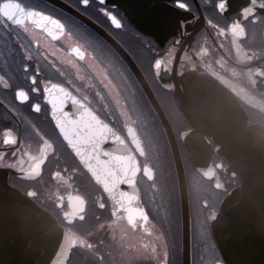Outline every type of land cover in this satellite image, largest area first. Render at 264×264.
Wrapping results in <instances>:
<instances>
[{
    "label": "flooded vegetation",
    "instance_id": "flooded-vegetation-1",
    "mask_svg": "<svg viewBox=\"0 0 264 264\" xmlns=\"http://www.w3.org/2000/svg\"><path fill=\"white\" fill-rule=\"evenodd\" d=\"M58 1L70 5L110 34L148 79L173 125L185 168L187 155L191 172L197 175V180L206 183V186L200 184L196 188L186 168L191 214V264H227L211 225L223 198L240 183V178L235 172L226 170L229 161L216 153L218 144L211 137L207 138L213 147V177H204L193 166L190 152L182 141L183 133L192 126L177 106L173 76L180 77L188 70H197L216 78L242 104L249 123L264 125V0H185L190 11L176 8L174 0H151L145 6L138 0H105L104 4L90 0L87 8L82 6L81 0ZM20 2L29 8L44 9L54 18L61 19L73 31V40L87 55L84 61L70 58L80 64L85 75L82 79L72 65L59 62L58 57H65L69 52V41H50L37 33L41 44L49 46L48 60L56 63L60 72H55L43 59L23 61L17 36L19 42L26 44L31 38L16 26L0 21V52L7 53L9 47L16 52L14 57H5L15 63H0V70L12 77L11 88L0 86V165L9 172L10 183L25 193L32 191L35 201L50 211L77 239L68 264H183L177 173L174 171L176 180L173 181L163 153H158L156 158L150 148L147 150L143 133L151 125L150 114L154 113L160 124L161 121L132 68L106 38L60 4L52 0ZM161 5L168 6L169 10ZM103 10L114 14L122 27L115 28ZM41 51L45 49L42 47ZM51 51H55L56 56H52ZM92 56L96 57L95 62L91 60ZM24 63L30 69L28 76L36 75L39 66L36 85L41 88L39 95L31 93L32 85L23 78L20 68ZM93 63L107 71L115 95L109 92L108 82L99 80L90 67ZM156 65L168 68L171 75L168 87L159 81ZM9 68L14 71H8ZM42 82H55L70 89L127 139L140 163L139 199L132 208L120 209L72 154L54 124L50 106L43 103ZM17 88L28 90L31 103L41 102L42 111L32 112L31 103L21 105L16 101L14 93ZM118 93L121 105L131 114L130 121L124 120L120 113ZM166 97L173 100L179 111L178 121H184L181 127L174 125L169 116L164 101ZM8 105L20 113L19 117L13 115ZM128 124L135 127L143 140V155L128 135ZM161 127L164 131L162 124ZM6 128L14 129L15 142L6 141L2 136V130ZM45 155L41 175L36 179L24 177L23 173ZM145 167L153 169L152 178L145 173ZM177 201L179 215L174 208Z\"/></svg>",
    "mask_w": 264,
    "mask_h": 264
},
{
    "label": "water",
    "instance_id": "water-1",
    "mask_svg": "<svg viewBox=\"0 0 264 264\" xmlns=\"http://www.w3.org/2000/svg\"><path fill=\"white\" fill-rule=\"evenodd\" d=\"M60 4L85 21L114 46L132 68L165 130L177 172L183 230V264H191V214L188 180L180 144L171 121L162 108L148 79L126 50L100 26L68 4ZM145 6L151 0H138ZM169 10L168 6L161 7ZM156 75L168 87L171 75L167 67L156 65ZM178 108L192 128L182 135L190 160L198 172L212 178L213 147L229 161L240 184L223 198L212 222L214 239L227 264H264V125L249 123L248 114L232 92L216 78L197 70L173 76ZM55 83V82H53ZM64 87V86H63ZM53 99V111L66 98L62 110L66 126L54 121L62 139L93 181L120 209L129 210L139 199L140 163L127 139L101 119L70 89ZM81 102L82 105L81 106ZM87 108L94 119H82ZM53 119V118H52ZM128 135L140 154L143 140L131 124ZM46 155L23 176L36 179L42 173ZM153 169L145 173L153 177ZM10 183L9 172L0 165V264H68L77 239L59 220L33 198ZM74 207H72L73 209ZM70 222L72 220H69Z\"/></svg>",
    "mask_w": 264,
    "mask_h": 264
},
{
    "label": "snow or ice",
    "instance_id": "snow-or-ice-1",
    "mask_svg": "<svg viewBox=\"0 0 264 264\" xmlns=\"http://www.w3.org/2000/svg\"><path fill=\"white\" fill-rule=\"evenodd\" d=\"M100 4H104L105 0H98ZM81 4L84 8L90 6V0H81ZM174 6L183 11H190L188 4L185 0H174ZM219 7V5H218ZM103 14L109 19L111 24L120 29L122 27L121 21L112 13L107 10H103ZM0 21L8 22L9 26H16L18 29L22 30L23 34H27L30 37L29 43L19 42V35L17 36V43L21 49V57L23 61L30 62L33 60H45L47 61L55 72H60L59 67L56 63L48 60V52L50 51L47 44L42 45L39 38L36 36L37 33L42 34L45 38L50 39V41L67 40L69 41L68 48L69 52L65 57H58L61 64H70L74 67H78L75 64V60L84 61L86 60V51L79 44H76L73 40V31L67 27V25L61 21V19L54 18L53 15L48 14L44 9L37 7H26L20 0H0ZM163 23V21H160ZM87 38V37H85ZM31 45H34L32 47ZM45 51H41V48ZM16 55L15 50L12 47L8 48L7 53L0 52V63L11 65L15 63L14 60L5 59V57H14ZM52 56H56L55 51H51ZM75 58V60L70 59ZM91 60L95 62L96 57L92 56ZM159 64V61L156 62ZM93 71L100 79H104L107 76V71L103 69L100 65L93 63L90 65ZM8 71H14L9 68ZM20 71L23 73V78L29 80L32 85L31 93L39 95L41 93V88L36 87L37 75L40 74L39 66H37V74L28 76L30 71L27 63H24ZM63 75V73H60ZM12 77L7 74L6 71L0 70V86L5 89L12 87ZM42 92H43V103L50 106V115L54 121H62L66 126L71 125L70 120H65V116L62 110L67 106V100L61 102L57 109L53 111V99L60 96L62 93H67L62 85L58 83H48L42 82ZM14 98L21 105L26 103H31L30 92L24 88H17L14 93ZM81 106L82 102H81ZM9 110L14 116L19 117L20 113L8 105ZM31 111L39 113L42 111V103L35 102L31 103ZM82 119H94L92 113L85 108L81 115ZM14 129L6 128L2 130V136L6 141L15 142L16 137L14 136Z\"/></svg>",
    "mask_w": 264,
    "mask_h": 264
},
{
    "label": "rangeland",
    "instance_id": "rangeland-1",
    "mask_svg": "<svg viewBox=\"0 0 264 264\" xmlns=\"http://www.w3.org/2000/svg\"><path fill=\"white\" fill-rule=\"evenodd\" d=\"M76 65H78V67H74L72 66L73 68L76 69L77 73H78V76L80 78H84L85 79V75L84 73L82 72V68L80 66L79 63H75ZM99 80H102V81H107V88L109 90V92L113 93L114 95L116 94L115 93V90L113 89L111 83H110V80L108 79V76H106L104 79H100ZM90 82V79L88 80ZM120 96H119V93H118V102H119V110H120V113L122 114V117L124 120L126 121H130V116L131 114L129 113L128 109L121 105V102L119 101L120 100ZM165 101V105H166V110L169 114V116L171 117L174 125L178 126V127H181L183 124V122L181 121H178V114H179V111L177 110L175 104H173V100L170 98V97H166V99H164ZM151 116V125L150 126H147L148 128H146L145 132L143 133L144 134V137L147 141V150H151V154L156 157L158 156V153H163L165 159H166V164L169 165L168 166V170L169 173L171 174V178L173 181L176 180V175H175V169H174V163L172 164L171 163V159H170V156H169V152H168V147H167V143L165 142V139L164 137L166 138V136H164V131L163 129H161V124L159 123L158 119L156 118L157 116L154 114V113H151L150 114ZM148 125V124H147ZM143 129V128H142ZM150 152L148 153L149 155V159L151 160L152 157L151 156ZM185 157V156H184ZM157 158V157H156ZM185 161H186V168H187V171H188V175L190 176L191 175V180L195 182V187L198 188V186H206V183L205 182H202L201 180H197L199 179L197 177V175L193 172H191V165H189L190 163L188 162L187 163V155L185 157ZM174 162V161H173ZM170 205V204H169ZM176 210H175V213L178 212V215H179V204H178V201H177V204L176 206L174 207Z\"/></svg>",
    "mask_w": 264,
    "mask_h": 264
},
{
    "label": "trees",
    "instance_id": "trees-1",
    "mask_svg": "<svg viewBox=\"0 0 264 264\" xmlns=\"http://www.w3.org/2000/svg\"><path fill=\"white\" fill-rule=\"evenodd\" d=\"M164 139H165V142L167 143V147H168V152H169V156H170V159H171V163L173 164V157H172V153H171V150H170V146H169L168 140L165 137H164Z\"/></svg>",
    "mask_w": 264,
    "mask_h": 264
}]
</instances>
